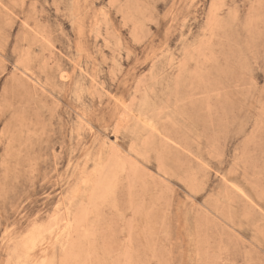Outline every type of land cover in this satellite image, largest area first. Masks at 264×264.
Wrapping results in <instances>:
<instances>
[{
  "label": "rangeland",
  "instance_id": "374dc122",
  "mask_svg": "<svg viewBox=\"0 0 264 264\" xmlns=\"http://www.w3.org/2000/svg\"><path fill=\"white\" fill-rule=\"evenodd\" d=\"M0 264H264V0H0Z\"/></svg>",
  "mask_w": 264,
  "mask_h": 264
}]
</instances>
